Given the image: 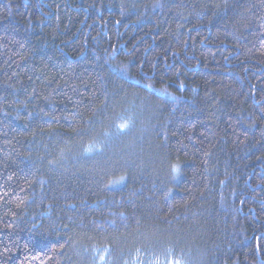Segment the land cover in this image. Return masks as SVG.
Returning <instances> with one entry per match:
<instances>
[{
  "label": "trees",
  "instance_id": "obj_1",
  "mask_svg": "<svg viewBox=\"0 0 264 264\" xmlns=\"http://www.w3.org/2000/svg\"><path fill=\"white\" fill-rule=\"evenodd\" d=\"M0 264H264V0H0Z\"/></svg>",
  "mask_w": 264,
  "mask_h": 264
},
{
  "label": "clouds",
  "instance_id": "obj_2",
  "mask_svg": "<svg viewBox=\"0 0 264 264\" xmlns=\"http://www.w3.org/2000/svg\"><path fill=\"white\" fill-rule=\"evenodd\" d=\"M172 172H173V178H178L179 174H180V165H174L172 168Z\"/></svg>",
  "mask_w": 264,
  "mask_h": 264
}]
</instances>
